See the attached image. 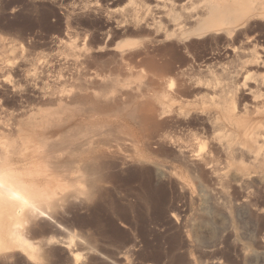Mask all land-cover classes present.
<instances>
[{"label": "rangeland", "instance_id": "rangeland-1", "mask_svg": "<svg viewBox=\"0 0 264 264\" xmlns=\"http://www.w3.org/2000/svg\"><path fill=\"white\" fill-rule=\"evenodd\" d=\"M257 1L0 0V264H264Z\"/></svg>", "mask_w": 264, "mask_h": 264}, {"label": "bare ground", "instance_id": "bare-ground-1", "mask_svg": "<svg viewBox=\"0 0 264 264\" xmlns=\"http://www.w3.org/2000/svg\"><path fill=\"white\" fill-rule=\"evenodd\" d=\"M256 3H264V0H258ZM178 4V3H177ZM186 4V3H185ZM180 5V4H179ZM182 6V5H181ZM186 6V5H185ZM181 8V7H180ZM177 9V8H176ZM183 9V8H182ZM181 10V9H180ZM177 24V23H176ZM173 25V24H172ZM71 53V52H70ZM72 54H74V53H72ZM71 56V55H70ZM75 60V59H74ZM81 60V59H80ZM76 62V61H75ZM77 63V62H76ZM158 82V81H157ZM97 97H98V95H97ZM85 100V99H84ZM88 100H89V98H88ZM98 104V103H97ZM163 108L162 107H160V109L159 110H162ZM156 111V110H155ZM156 114V113H155ZM155 116V115H154ZM153 118V116H149V117H147V119H146V121L148 120V121H150L151 119ZM155 119H156V117H155ZM153 120V119H152ZM181 120H183V119H181ZM180 120V122H182ZM186 121V120H185ZM150 122H152V121H150ZM156 122V124L158 123L157 121H155ZM161 122V121H160ZM177 122V121H176ZM187 122V121H186ZM192 122V121H191ZM162 123V122H161ZM161 123H160V125H161ZM154 124V123H153ZM156 124H154V125H156ZM159 124V123H158ZM157 124V126H159ZM169 124V123H168ZM187 124V123H186ZM168 127V126H167ZM168 132V131H167ZM157 133V132H156ZM157 136V135H156ZM172 136V135H171ZM78 139V138H77ZM80 139V138H79ZM86 139V138H85ZM166 139V135L164 134V133H160V134H158V136L156 137V142H160V141H164ZM82 140V139H81ZM263 140V139H262ZM261 140V141H262ZM259 141V140H258ZM82 141H80L79 140V142H77V143H81ZM85 142V141H84ZM109 142V141H108ZM107 142V143H108ZM154 142V141H153ZM56 143V142H55ZM83 143V142H82ZM159 144V143H158ZM157 144V145H158ZM54 145V144H53ZM90 145V144H89ZM160 145V144H159ZM60 146V145H59ZM59 146H56V147H59ZM88 146V145H87ZM67 148V147H66ZM78 149H80L81 147H80V144L78 145V147H77ZM62 149V148H61ZM64 149H65V147H64ZM69 149V148H68ZM87 149V148H86ZM85 150V149H84ZM69 151V150H68ZM64 153V152H63ZM84 154V153H83ZM88 154L91 156V158L92 159H99V156L100 155H97V154H95V150L94 149H91V150H88ZM86 156H87V154H86ZM89 156V157H90ZM101 157V156H100ZM1 160H3V159H1ZM52 160V159H51ZM5 161V160H4ZM3 161H1V163H2ZM57 162V161H56ZM5 163V162H4ZM93 163V162H92ZM87 164V163H86ZM91 164V163H90ZM1 165V164H0ZM67 165V164H66ZM84 165V164H83ZM98 165V164H97ZM97 165H94V163L93 164H91V165H87L86 167H83L82 166V169H84L86 172L85 173H87V176L88 175H90L89 176V178H88V183H89V190H91V192H92V187H94V185H95V182L96 181H98V180H100L101 178H102V176H101V172H100V170H99V166H97ZM2 166V165H1ZM60 166V165H59ZM69 166V165H68ZM67 167V166H66ZM3 169H5L4 167H2ZM2 168H0V173H5V171H3V172H1L2 170ZM69 169V168H68ZM67 169V170H68ZM66 171V170H65ZM8 172L9 171H7V175H8ZM2 175V174H1ZM11 175H12V173L11 174H9L7 177L8 178H10L11 177ZM4 176V175H3ZM10 176V177H9ZM14 176H16V174L14 175ZM7 177H4V179L6 178V182H5V184H8L6 187H7V192H11V193H16L17 194V189H15L12 185H14V186H16L15 185V183L13 182L14 180H16L15 182H17V180L19 181V183H18V185H19V187L22 185H25V183H23V184H21L22 183V181H20V178H14V179H11V180H9ZM5 181V180H4ZM1 182V181H0ZM4 183H1L0 185L2 186ZM28 184V183H27ZM26 184V185H27ZM22 186L20 187V190L22 191L23 190V192H21V195L22 194H30V197H31V195H32V197L30 198V200L26 197V195H25V198H27L28 199V205H31V207H34V208H39V211H41V206H43V205H41V204H44V202H42L44 199L43 198H40V200L38 199L39 198V196H37L38 195V192H37V194H35L36 192L35 191H28L27 190V187H25L26 188V190H25V188H24V186H23V188H22ZM3 187V186H2ZM2 187H0L1 189H2ZM91 187V188H90ZM22 188V189H21ZM32 188V187H31ZM0 189V190H1ZM5 189V188H4ZM15 189V190H14ZM35 190V189H34ZM79 190V189H78ZM83 190V189H82ZM81 190V191H82ZM85 190H87V189H85ZM84 191L85 192V194H87V196H89V198L88 199H91L90 198V196H91V192L90 191ZM1 191H3V189L1 190ZM25 191V192H24ZM7 192H5V190H4V194L5 193H7ZM30 192H32V194L30 193ZM34 192V193H33ZM11 193H9V195L11 194ZM67 193V192H66ZM8 195V194H7ZM63 195V194H62ZM6 196V195H5ZM16 196H18V195H16ZM28 196V195H27ZM86 196V195H85ZM22 197H23V195H22ZM42 197V196H41ZM44 197V196H43ZM7 200H10L9 202H11V199L10 198H7V197H5ZM63 198V197H62ZM16 200H17V198H15ZM19 199V198H18ZM55 199H58V198H55ZM13 200V199H12ZM16 200H13V201H16ZM21 200V199H20ZM42 200V201H41ZM47 199H45V201H46ZM2 201V200H1ZM25 201H26V199H25ZM41 201V202H40ZM49 201V200H48ZM17 202V201H16ZM50 202H51V204H52V201L50 200ZM5 203V202H4ZM13 203V202H12ZM26 203V202H25ZM36 203H38V205L36 204ZM41 203V204H40ZM48 203V206H50L49 205V202H47ZM59 203V202H58ZM0 204H2V202L0 203ZM6 204V203H5ZM13 204H16V203H13ZM20 204H21V202H20ZM39 204H40V206H39ZM3 205V204H2ZM7 205H8V203H7ZM10 205V204H9ZM17 205V204H16ZM21 205H23L24 206V202H23V204H21ZM26 205L27 204H25V207H26ZM53 205H55V204H53ZM59 205V204H58ZM6 206V205H5ZM5 206H2V208L3 207H5ZM15 206V205H14ZM13 206V207H14ZM24 207V208H25ZM52 207V206H51ZM15 208V207H14ZM17 208V207H16ZM27 208H28V206H27ZM34 208H30V213H32L33 212V210L34 211H36ZM53 208H54V206H53ZM22 209V208H21ZM26 209V208H25ZM51 209V208H50ZM56 209V208H55ZM54 209V210H55ZM9 210V209H8ZM15 210V209H14ZM24 210V209H23ZM52 210V209H51ZM10 211V210H9ZM6 212V211H5ZM13 212V211H12ZM12 212H8L9 214L10 213H12ZM37 212V211H36ZM23 213H25V212H23ZM23 213H21L22 215H23ZM29 213V214H30ZM44 213V212H43ZM53 213V212H52ZM9 214H7V217H8V215ZM17 214V213H16ZM26 214V216H31L32 217V215L33 214H31V215H28V212L27 213H25ZM5 215V214H4ZM18 215V214H17ZM21 215V216H22ZM40 215V214H39ZM0 216H2V214L0 215ZM9 216H13V214L11 215H9ZM20 217V216H19ZM23 217H25V215L24 216H22L21 218H23ZM30 217V218H31ZM34 217V216H33ZM9 218V217H8ZM20 218V219H21ZM35 218V217H34ZM29 219V218H28ZM23 221L25 220V219H22ZM27 220V219H26ZM12 221V222H11ZM10 222H9V220L6 222H4L3 223V225H2V227L0 228V231L2 230V231H4V233L6 234V236H8V235H12L14 238H16L19 242H21L22 244L26 241V238L24 237V234L25 233H23L17 226H16V224H18V223H20V221H19V218H18V220L16 219V221H14L13 219L11 220ZM31 222V221H30ZM28 223V222H27ZM24 224V223H23ZM20 225V224H19ZM21 226V225H20ZM23 227H25L24 225H23ZM23 227H22V229H23ZM35 228V227H34ZM32 229V228H31ZM30 230V229H29ZM27 235V234H26ZM32 235V234H31ZM1 238V237H0ZM44 243V242H43ZM200 243V242H199ZM44 248V247H43ZM42 252V251H41ZM49 252V251H48ZM45 255V254H44ZM49 257V256H48ZM48 261V260H47Z\"/></svg>", "mask_w": 264, "mask_h": 264}]
</instances>
